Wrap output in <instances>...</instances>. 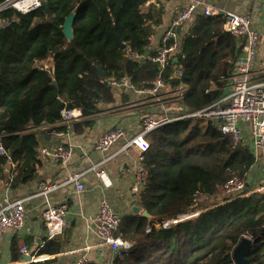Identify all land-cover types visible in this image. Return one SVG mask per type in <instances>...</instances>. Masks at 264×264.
<instances>
[{
  "label": "trees",
  "instance_id": "obj_1",
  "mask_svg": "<svg viewBox=\"0 0 264 264\" xmlns=\"http://www.w3.org/2000/svg\"><path fill=\"white\" fill-rule=\"evenodd\" d=\"M46 2L48 9L44 4L26 14L13 8L0 13L15 19L0 31V136L11 160L20 161L12 179L7 176L11 188L32 180L42 165L34 128L56 123L64 107H81L89 116L102 104L113 103L109 78L127 75L136 86L146 87L158 75L153 61L133 60L129 47L143 53L152 47L164 20L162 6L143 10L148 0ZM73 11L74 36L69 39L63 28ZM224 23L223 15L197 13L188 30L181 29L180 49L170 57L165 75L168 78L176 65H182L181 81L189 87L182 102L188 109L201 108L223 94L220 78L233 72L242 52V41L225 31ZM36 59L48 60L50 67H36ZM94 125V119L84 118L72 128L84 136ZM147 138L148 179L135 201L151 217L122 216L116 232L132 245L113 263L236 264L235 248L245 234H251L256 241L248 258L252 264H264V193L230 201L225 193L234 176L247 183L263 158L218 127L193 124L190 119L165 124ZM9 157L0 155V180ZM220 202L224 203L214 206ZM197 211L202 212L171 227H155ZM149 224L153 228L147 232Z\"/></svg>",
  "mask_w": 264,
  "mask_h": 264
},
{
  "label": "built area",
  "instance_id": "obj_2",
  "mask_svg": "<svg viewBox=\"0 0 264 264\" xmlns=\"http://www.w3.org/2000/svg\"><path fill=\"white\" fill-rule=\"evenodd\" d=\"M155 0H148L146 6ZM46 0H4L0 4V13L6 9L13 8L16 11L26 14L43 7ZM200 9L203 15H223L225 18L224 29L232 34L238 41H242L243 48L240 56L235 62L234 70L229 75H222L220 81L224 83L223 94L213 102L197 109H188L182 102L189 87L181 81L184 71L182 65L175 66V72L166 77L167 66L170 57L176 53L181 46V29L189 22ZM14 18H4L0 16V31L11 26ZM260 34L253 26V19L248 13H237L217 6L209 0H185L182 7L170 20L168 26L161 36L160 45L151 53L139 52L129 47L130 57L133 60L143 62L153 61L159 68L157 77L151 86L138 87L125 75L120 79L109 78L107 83L110 88H119L131 91L138 98L131 100L129 106L143 105L146 111L142 113L139 123V131L126 138V130L122 126H116L104 132L96 141V148L100 151H108L120 140L125 139L121 146L122 150L135 149L138 151V167L133 177L132 192L138 195L147 182L148 169L145 164L146 152L150 148V141L147 135L153 130L175 121L190 119L193 124H212L220 129L225 135H230L235 141L244 142L257 156L259 151H264V80L257 78V73H264V64L261 69L257 66L258 47ZM35 66L40 69L50 67L46 59H36ZM180 79V82L173 84L171 79ZM84 111L81 107H64L61 110V118L56 123L48 124L43 122L39 127L34 128L39 141L38 151L42 158H50L57 162L66 164L70 161L73 153L72 145L57 143L53 147L45 142L42 131L50 130L57 136L64 135V132L53 127L64 126L69 128L75 122L84 119ZM0 136V155L9 157L8 150L2 143ZM12 168H8L9 178L13 177L12 169H19V161H13L9 157ZM83 172H72L69 174L67 182L74 184L79 192L85 190ZM100 177L105 184L109 182L105 179L103 170L99 171ZM254 178V176H253ZM253 181V180H252ZM252 183V182H251ZM62 186L59 182L42 181L39 184L37 195L43 196L46 200L44 209V219L46 224V236L48 239L61 235L67 227V216L70 210L69 204L53 203L48 200V195ZM225 193L231 198L227 201L249 196L254 193H264V179L256 185L247 186V183L238 176H234L225 185ZM222 202L221 204H223ZM220 204H215L217 206ZM201 211H197L199 213ZM189 214V213H188ZM186 215L160 221L155 227H171L181 221L197 216ZM122 215L115 211L106 198H102L99 209L95 217V225L101 237V242L96 245L101 249L102 256L109 255L111 260L127 249L132 242L125 240L117 234ZM26 207L25 199H17L9 202L0 208V236L8 229L19 230L25 226ZM153 225H147V232H150ZM243 237L256 241L251 234ZM264 242V236L262 237ZM22 252L30 254L23 248ZM29 260H19L15 264H30L35 261L34 255ZM101 255V254H100ZM91 260L86 256H80L75 264H91Z\"/></svg>",
  "mask_w": 264,
  "mask_h": 264
},
{
  "label": "crops",
  "instance_id": "obj_3",
  "mask_svg": "<svg viewBox=\"0 0 264 264\" xmlns=\"http://www.w3.org/2000/svg\"><path fill=\"white\" fill-rule=\"evenodd\" d=\"M209 1L230 11L251 15L253 26L260 34L257 66L261 69L264 64V0ZM184 2L185 0H155L150 3L162 6L165 15L163 23L157 27L153 45L147 53L153 52L160 45L164 30ZM149 6L147 5L146 9ZM197 13H201L200 9ZM193 18L182 27V32L188 30ZM257 78L264 80V73L259 70ZM113 90V103L102 104L100 111L84 117L95 120L94 127L84 136H78L72 126H62L59 129L64 132L62 136H57L50 130L42 131L45 142L52 147L57 143L73 146L72 157L68 163L44 159L39 154L42 165L37 175L32 180L11 188L6 183L7 176L9 177L7 169L12 168L8 160L5 177L0 180V208L17 199H25L26 222L22 229H8L0 236V264H15L21 260L23 248L34 254L35 261L30 264H75L83 255L96 264H114V259L111 260L109 255L102 256L101 249L96 246L101 242V237L95 225V217L102 198H106L113 209L122 216L134 213L133 208L138 204L132 192V185L139 164L138 151L122 150L125 139L120 140L108 151H100L96 148V141L104 132L116 126H122L126 130V138L134 135L139 131L141 115L147 108L143 105H128L131 100L138 98L131 91L126 92L119 88ZM257 157H262L263 162L254 172L252 186L264 179V151H259ZM101 170L109 182L107 185L99 175ZM76 171L84 173L85 190L81 192L75 189L74 184L67 182L69 174ZM42 181L62 183L60 188L48 195V200L53 203L66 202L70 207L67 227L61 235L52 239L46 236L43 216L47 199L37 195Z\"/></svg>",
  "mask_w": 264,
  "mask_h": 264
},
{
  "label": "water",
  "instance_id": "obj_4",
  "mask_svg": "<svg viewBox=\"0 0 264 264\" xmlns=\"http://www.w3.org/2000/svg\"><path fill=\"white\" fill-rule=\"evenodd\" d=\"M49 4L46 2L45 3V8L48 9ZM76 12L73 11L68 17H66L65 23H64V34L69 38L72 39L74 36L73 33V23L75 19ZM156 72L159 70V68L156 66L155 67ZM103 74L106 75L107 72L103 71ZM107 84V82H106ZM253 180V175H250L247 180V186L252 182ZM134 213H142L143 216L150 218L151 213L148 210L143 209L139 205H135L133 208ZM202 212V211H201ZM199 212L198 214H200ZM198 216V215H197ZM255 242V241H254ZM253 241L250 239L243 237L239 245L235 248L234 251V259L236 264H252L250 259L248 258V254L252 248V245L254 244ZM32 256L30 254H22L21 255V260H29L31 259Z\"/></svg>",
  "mask_w": 264,
  "mask_h": 264
},
{
  "label": "rangeland",
  "instance_id": "obj_5",
  "mask_svg": "<svg viewBox=\"0 0 264 264\" xmlns=\"http://www.w3.org/2000/svg\"><path fill=\"white\" fill-rule=\"evenodd\" d=\"M262 177H264V174L262 175ZM223 196H224V195H222L221 198H222ZM222 200H223V199H220V201H222ZM221 203H222V202H220V203H218V204H221ZM191 213H196V212H191ZM189 214H190V213H189ZM189 214H188V215H189ZM197 214H198V213H197ZM190 215H191V214H190ZM194 217H196V216H194ZM194 217H193V218H194Z\"/></svg>",
  "mask_w": 264,
  "mask_h": 264
},
{
  "label": "bare ground",
  "instance_id": "obj_6",
  "mask_svg": "<svg viewBox=\"0 0 264 264\" xmlns=\"http://www.w3.org/2000/svg\"><path fill=\"white\" fill-rule=\"evenodd\" d=\"M194 214H197V213H194ZM192 215H193V214H191V215H190V214H189V215L187 214L185 217H190V216H192Z\"/></svg>",
  "mask_w": 264,
  "mask_h": 264
}]
</instances>
